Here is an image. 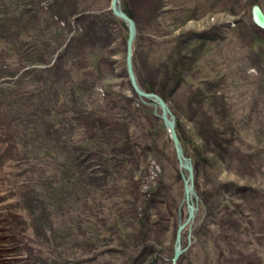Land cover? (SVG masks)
<instances>
[{
  "label": "rangeland",
  "instance_id": "obj_1",
  "mask_svg": "<svg viewBox=\"0 0 264 264\" xmlns=\"http://www.w3.org/2000/svg\"><path fill=\"white\" fill-rule=\"evenodd\" d=\"M6 1H13L14 5L12 2L9 5ZM67 1L0 0V62L4 61L3 56L6 55H8L5 59L6 63L15 60L17 62L12 64L11 68L7 65L0 72V110L4 106L5 108L8 107L6 103L12 102V98L8 96V92H14L13 90L19 87L18 80L23 75L24 69L30 70L34 68V71L38 72L45 79V72L50 69L48 67L49 64L45 63V61L47 62L45 55L52 54L54 58L59 55L58 51L60 47L57 44L61 43V41L58 38L59 36L56 35V31L61 26H64L66 29L70 26V35H73L76 29H80L81 26L84 27V23L85 25L89 24V26L92 24V20L86 22L85 15L98 14L100 12L103 15L107 6L108 8L111 6V0H71L72 3H76L75 8L72 13H65L61 8L69 6ZM120 1L123 7L124 3H126L134 13L137 21L134 17L133 19L137 23L139 33H145L147 36L150 35L149 39L143 37V51L141 49L137 50V55L135 56L134 53L139 35L137 34L133 47V62H138V69L141 62L142 71L148 73V70H150L149 77H152L154 81H156V78L160 79V84L164 82L165 86L167 84L173 85V83L163 78L164 75L159 73V69H154L160 65H154L153 55L171 44L170 42L160 43V41L170 39L172 38L171 36L184 32L187 34H184V38H180V41L183 42V40H187L191 32L203 36V33L206 34L210 27H214V29H210L209 33H207L208 36L206 38H214L217 40L216 43L209 41L208 45L205 43L194 45L196 49L199 48L198 46H201L197 50L200 55V60L198 61L200 65H194L196 69L195 73L199 74L200 66H202L204 73H208L210 77L217 75L218 72L224 75L229 86L225 91L222 90L221 94H224L230 100V104H228V107L232 109L230 113L233 110L235 111L233 117L237 124L233 123V125L237 127V140L254 145L255 148H258L259 145L264 148V62L256 54L255 45L257 43L252 42L253 36H256V34L260 35L258 38L264 42V28L259 27L253 21L251 13V7L255 2L259 3L264 10V0L250 3L249 1L246 2V0ZM155 6H160L161 13L164 11L169 12V15L162 14L159 19V23L163 22V26L159 25L157 20L153 21V9ZM84 8L91 9V13ZM112 25L115 33H112L106 39V42H110V46L107 49V53L101 57L100 64L96 65L98 60L96 61V58L93 56L86 57V62L95 63L87 71L90 77L96 81V84L88 87L87 94L83 96L82 100L85 101L87 106L93 105L96 107L100 115V109L106 105L107 91L119 97L113 103L110 112H119V115L124 117L127 123L131 122L130 128L128 127L127 129L126 126L123 133L127 135L129 132H132L134 135L132 141H136V137L138 139V147H135L134 150L130 145L128 149V151L133 152V162L131 161V164L130 162L128 163V169L133 170V179L127 183H123L122 173H120V176L115 174L109 175L108 173V175L104 174V177L107 184L114 189L113 193L115 194L119 192L123 194L124 188L128 187L126 191L128 201L125 203L127 208L125 207L121 210L123 215H125V219L119 221L127 220L129 229L131 231L135 229L132 231L134 235L135 232H140L141 239L151 240L152 246L158 251L156 257H158L159 261L155 264H171L178 224L180 219L186 218L188 214L186 211L187 205L184 200L183 170L179 165L176 151L166 126L158 116L161 113L160 108L155 107L153 104L142 102L130 85L126 69L128 30L125 29L119 20H114ZM193 43L194 39L191 41V44ZM141 52H143V55H139ZM172 56L175 57V55ZM69 58L70 56L64 57V67H66V62ZM22 59V64H19ZM170 65H172V62L165 65L163 73L170 74L171 77L172 71ZM184 65L187 68L191 67L186 61ZM144 66L148 69H144ZM40 78L38 82L40 85H43L44 83H42ZM65 83L62 79V85ZM162 87L164 88V86ZM181 88H184V86ZM166 89L165 91L169 92L168 88ZM47 91L49 90H45V92ZM4 93L7 94L4 95ZM176 95L178 96L177 93H172L171 95L170 102L173 105H175L174 98H177ZM171 103L170 107L173 113L175 116L178 114V119L181 120L186 130L190 127L186 112L182 111L181 116L179 113L176 114ZM145 105L147 108L144 107ZM134 107H141L138 112V121L137 116L134 117L132 115ZM120 108H122L123 113L120 111ZM222 115L220 114V116ZM96 116L95 112L90 113V117L98 120ZM88 117L89 115H84L80 110L69 121L63 119L62 133L64 130H67L68 126L75 128L74 132L77 136L78 133L80 134L85 130L84 127L94 133L100 132L99 130L102 128L108 129L109 126H103L98 122H88ZM237 119L242 120L237 121ZM105 121L110 125L112 119H106ZM160 122L164 125H161ZM123 124V122L120 123L122 127ZM149 124L151 128L153 127L151 131L149 130ZM49 128L51 132L47 133L49 138L47 137L46 139L47 143H52L54 129L53 127ZM114 128H111V130ZM126 130L128 133H126ZM176 131L178 132L177 117ZM60 135L61 133L58 132V139ZM80 138L82 139V137ZM67 143L65 144L68 145ZM24 156L21 159H18L20 157L15 159L8 156L3 162V165L6 167L4 178L0 180V228L3 229L6 238L9 239L4 240L8 245H6L5 252L3 251L0 254V256L4 257L3 259L0 258V264H24L25 262V264H30V261L32 264H39L35 259H32L35 256V251L37 253L43 251L48 245L42 238L36 239L38 234L37 232L34 233L33 225L40 228L41 233V225L48 218L49 221L53 222L52 229H47L49 240L52 243L51 247L52 249H61L65 256L59 260L71 261L74 257H77L81 261L79 264H94L91 261L92 258L100 254L101 250L106 248L105 246H109L108 244L102 245L100 240L98 241L99 236H95L94 233H99V235L101 233L107 234V231L99 232L101 231L100 228H103L106 224L117 222L120 215L119 206L107 203V208L105 205L101 207L93 205L95 207L91 208L89 204L87 205L84 202L85 200L76 199L69 195L67 197L66 193L60 194L61 179L51 185V187H57L56 190L50 189L44 179L42 177L37 178L33 171L47 168L52 156L46 157V167H43L41 164L34 165L33 161L30 164V158L26 159ZM209 156L211 158L212 155L209 154ZM95 160H97L96 156L91 157L88 160V164L96 166ZM21 164L24 167H21ZM218 165H221V163L214 161L216 175L219 174L220 176L218 180L226 178L224 180L235 179L245 181L247 180L245 177H249L253 181L257 180L264 183V175L255 173L248 167L244 169L236 164H224L220 167ZM243 169L250 172H244ZM48 170L54 177L63 174L61 167H58V171L56 170L55 163H52ZM67 174L65 173V175ZM184 174L187 175L185 169ZM240 176L243 178H240ZM200 178L205 183L201 175ZM194 179L195 189L199 196L198 202H196L197 212L195 219L183 231L182 247L186 246L188 238L192 243L179 258V264H197V260L191 251L194 244L200 240L199 233L203 237L202 231L205 229L202 228L207 223L206 199L208 200L211 194L206 188L202 187L200 181L196 182V172ZM132 181L135 182V185L131 183ZM37 182L39 184L44 183L43 189L37 186ZM122 185L123 188H121ZM27 186H30V198L44 193L49 202L46 209H39L40 213L39 215L37 213V216L40 218L38 220L32 221V213L29 212L30 224L27 223L29 222V214L27 215L26 212V208H30L25 204L27 199L24 198L21 192V189ZM138 193L141 196L140 200L131 197V195L137 196ZM96 198L99 199L97 196ZM119 198L122 199L120 196ZM89 200L91 201L92 199L90 198ZM217 202L218 199H216V204ZM243 207L245 206L243 205ZM248 211L250 210L247 209L246 212ZM251 213L253 212L251 211ZM139 215L146 220L145 223H143L144 221L142 223L140 220L138 221ZM149 223L151 224L148 225ZM95 228L100 230L98 231ZM197 228L199 232L194 233ZM52 230L56 233L55 237L52 236ZM256 231L258 230L256 229ZM256 231L255 233L259 237ZM189 233L191 236L188 237ZM114 235L112 238L118 239L116 237L117 233ZM13 237L16 241L13 240ZM94 239L103 247L99 248L95 245ZM108 240L112 241V239ZM248 240L249 238L245 239V241ZM254 241L255 243L252 242V245L257 250V254L256 256L251 255L250 259L255 264H264V257L258 253L259 251L264 255V241L262 238H256ZM11 243L17 245L13 246ZM195 247L198 248L201 245H195ZM197 253H199L197 259L200 260L201 256L205 255V248L202 246ZM169 256H171L170 263L167 262ZM261 257L263 258L261 259Z\"/></svg>",
  "mask_w": 264,
  "mask_h": 264
},
{
  "label": "trees",
  "instance_id": "obj_2",
  "mask_svg": "<svg viewBox=\"0 0 264 264\" xmlns=\"http://www.w3.org/2000/svg\"><path fill=\"white\" fill-rule=\"evenodd\" d=\"M72 1L68 0L69 6L61 8L65 13H72L75 8L76 3L73 2L75 3L73 5ZM247 1L250 3L257 0ZM11 2L13 3V1ZM11 2L6 1L9 5L12 4ZM84 9L91 13V9ZM124 9L136 19L126 3H124ZM153 10V21L157 20L158 24L163 26V22L160 24L159 19L162 14L169 15V12L164 11L161 13L160 6H155ZM101 13L85 15L86 22L92 20V24L89 26V24L85 25L84 23V27L81 26L80 29H76L73 35H70V26L67 29L61 26L56 31V35L59 36L58 38L61 41L57 44L60 47L59 55L55 58L52 54L45 55L47 57L45 63H48V67H50L49 71L45 72V79L38 72H35L34 68L24 69L23 75L18 80L19 87L13 90L14 92H8L12 102L9 104L5 102L8 107L5 108L4 106L0 110V180L4 178L6 166L3 165V162L8 156L15 159L20 157L18 159H21L25 155L26 159L30 158V164L33 161L34 165L41 164L43 167H46V157L52 156L47 168L33 171L37 178L42 177L44 179L50 189L56 190L57 187H51V185L61 179L60 194L66 193L67 197L69 195L76 199L85 200L84 202L87 205L89 204L91 208L103 205L107 208V203L119 206L120 215L117 222L106 224L103 228H100L101 231L95 228L99 232L107 231V234L94 233V235L99 236L98 241L100 240L102 245L108 244L109 246H105L106 248L102 249L100 254L95 255L91 261L94 264H155L159 261L156 257L158 251L152 246L151 240L141 239L140 232H135L134 235L132 231L135 229L132 231L129 229L127 220L119 221L125 219V215L121 210L127 208L125 203L128 201L126 196L128 187L124 188L123 194L120 192L115 194L113 193L114 189L107 184L104 177V174L108 175V173L109 175L119 176L122 173L123 183L133 179V170L128 169V163L133 162V152L128 151V149L131 145L135 150V147H138V139L136 137V141H132L134 137L132 132L127 135L123 133L126 126L127 129L130 128L131 122L127 123L124 117L119 115V112H110L113 103L119 97L112 95L109 91H107L108 95L105 100L106 105L100 109V115L96 107L93 105H89V107L82 100L83 96L87 94L88 87L96 84V81L90 77L87 71L95 63L86 62V57L93 56L96 61L98 60L96 65L100 64L101 57L107 53L110 46V42H106V39L112 33H115L112 25L114 20H119L127 29L126 24L116 17L108 6L103 15ZM210 29H214V27H210L207 33ZM140 31L142 30L140 29ZM207 33L199 36L198 33L191 32L190 37L188 36L187 40L182 42L180 38H184V34L187 33L181 32L171 36L170 39L160 41V43L170 42L171 45L164 46L165 49L153 55L154 65H160L154 69H159V73L164 75L163 78L172 81L173 85L167 84L165 86L164 82L160 84V79L158 80L156 77V81H154L152 77H149L150 70H148V73L142 71L141 62L139 69L137 68L138 62L134 63L135 70L141 86L146 90L159 93L169 105L172 93H177V98H174L175 105L171 103L175 109L174 111H176V114L179 113L180 116L182 111L186 112L190 123V127L185 130L181 120L178 119V114L176 115L177 129L185 153L193 159L197 177L196 182L200 181L202 187L206 188L211 194L209 199H206L207 223L202 228L205 229L202 231L203 237L199 233L200 240L194 244L191 251L197 260V264H255L250 259L251 255L256 256L257 254L252 242L255 243L254 239L256 240V238H262L264 241V226H261L264 225V183L257 180L253 181L249 177H245L247 178L245 181L235 180L234 178H232L234 180H224L226 178L218 180L220 176L219 174L216 175L214 161H219L221 165L236 164L244 169L248 167L255 173L264 175V148L261 145L255 148L254 145L237 140V127L233 125V123H236L233 117L235 111L233 110L230 113L232 111L228 107L230 100L224 94H221L222 90L225 91L229 86L224 75L218 72L217 75L210 77L208 73H204L202 66H200V73H195L194 65H197L200 60L197 50L201 46L196 49L194 45H202L203 43L208 45L209 41L214 43L217 41L214 38H206ZM137 34L139 35L135 56L137 50L141 49L143 51V37L149 39L150 36L139 33V30ZM258 36L260 35L253 36L252 42L257 43L255 45L256 54L264 62V42ZM192 39H194L193 44H191ZM139 55H143V52ZM172 55H175V57ZM65 56H70L66 62V67L63 65ZM7 57L8 55L3 56L4 61L0 62V72L7 65L11 68L12 64L17 63L16 60L6 63L5 59ZM166 61L169 62L165 63ZM185 61L191 67H185ZM22 62L23 59L19 64H22ZM170 62H172V65H170L171 77L170 74L163 73L165 65L170 64ZM144 69L148 68L144 66ZM162 69L163 71H161ZM39 78L44 83L43 85L39 84ZM62 79L67 85L66 83L62 85ZM183 86L184 88H181ZM166 88L169 92L165 91ZM47 89L49 91L45 92ZM180 90L182 91L179 93ZM6 94L4 93V95ZM144 107L147 108L146 105ZM140 108L134 107L132 112L134 117L137 116V121L139 120L138 112ZM80 110L84 115H89L88 122H98L103 126H109L108 129L102 128L99 130L100 132L94 133L84 127L85 130L80 134L78 133L77 136L74 132L75 128L68 126L67 130L62 133V120L69 121ZM120 111L123 113L122 108H120ZM94 112L98 120L90 117V113ZM220 114L223 115L220 116ZM106 119H112L110 125L107 124ZM121 122L124 123L123 127L120 125ZM160 124L164 125L162 122ZM49 127L54 129L52 143H47L46 139L48 137L47 133L51 132ZM149 127L151 131L153 127L151 128L150 124ZM111 128L114 129L111 130ZM58 132L61 133L59 139L57 138ZM126 133H128L127 130ZM209 154L212 155L211 158ZM94 156L97 159L94 161L97 164L96 166L88 164V160ZM20 162L22 161L20 160ZM52 163H55L57 171L58 167H61L64 175L54 177L48 170ZM21 167H24V165L21 164ZM244 169V172H250ZM65 173L68 174L65 175ZM200 175L205 183L201 181ZM131 183L135 185V182L132 181ZM37 186L43 189L44 183L39 184L37 182ZM121 188H123V185ZM21 192L24 198L27 199L25 204L30 208L25 207L27 215L29 214V222L27 223L30 224L29 212L32 213V221H36L40 218L37 213L39 215L41 209H46L49 202L44 193L30 198V186L21 189ZM131 197L139 200L141 198L139 193L137 196L131 195ZM216 199H218L217 204ZM247 209L250 211L246 212ZM21 215L23 216V214ZM139 216L141 218L138 217V221L140 220L141 223L144 221L143 223H145L146 220L141 215ZM52 224L53 222L49 221V218L45 220L41 225V233L40 228L33 225L34 233L37 232L38 234L36 239L42 238L48 247L38 253L35 251V256L32 259H35L39 264H79L81 261L77 257H74L71 261L59 260L65 256L61 249H52L51 247L52 243L49 240L47 229H52ZM255 231L258 232L259 237ZM195 232H199L198 228ZM51 233L53 237L56 236L54 230ZM113 233H117L116 237L119 240L112 238ZM247 238L249 240L245 241ZM5 239L9 238H6L3 229L0 228V254L3 251L5 252L6 245H8L4 241ZM108 239H112V241ZM13 240L16 241L14 237ZM95 240L94 244L102 248L103 246H100ZM204 241L206 242L204 243ZM11 245L17 244L11 243ZM195 245H201L205 248V255H202L200 260L197 259L199 255L197 252L201 247L197 248ZM33 249L35 248L33 247ZM258 253L264 257L261 252L258 251ZM171 256L168 257L167 262L169 263L171 262ZM0 258L3 259L4 257L0 256ZM30 264H32L31 261Z\"/></svg>",
  "mask_w": 264,
  "mask_h": 264
},
{
  "label": "water",
  "instance_id": "obj_3",
  "mask_svg": "<svg viewBox=\"0 0 264 264\" xmlns=\"http://www.w3.org/2000/svg\"><path fill=\"white\" fill-rule=\"evenodd\" d=\"M110 8L115 16H117L123 22H125L127 29H128V38L126 41V52H128V54H133L134 41L136 39L137 31H138L137 23L133 19V17L129 15L123 9L120 0H111ZM251 13H252V18L254 22L261 28H264V12L262 10V7L258 3H254L251 8ZM126 69H127V73L129 76L130 85L132 89L136 92L138 97L142 100V102L153 104L155 107L160 108L161 113H159L158 116L165 124L166 129L170 135V138L173 142V145L176 151V156L179 161L180 167L184 168L187 172V175H186L187 177H185L184 183L187 184V182L190 181L192 185V183H194V168H193L192 158L185 153L180 136L178 132L176 131V116L173 113L170 105L167 103V101H164L162 99V96L159 93L155 91L145 90L139 85L137 81V74L135 72L134 65L132 64V58L126 59ZM186 188H187L186 195H189V192L191 191V186L186 187ZM186 204H187L186 211L188 214H187V218L185 219V221H183V223H180L178 225L175 246H174V253L172 257V264H178L177 261L179 260L180 255L185 251V249L191 243L190 239L188 238V242L186 246L182 247V243L180 241V233L183 227L187 223L192 221V218L195 215V210L197 209L194 203H189L188 201H186ZM189 236H191L190 233L188 237Z\"/></svg>",
  "mask_w": 264,
  "mask_h": 264
},
{
  "label": "bare ground",
  "instance_id": "obj_4",
  "mask_svg": "<svg viewBox=\"0 0 264 264\" xmlns=\"http://www.w3.org/2000/svg\"><path fill=\"white\" fill-rule=\"evenodd\" d=\"M257 3V2H256ZM259 4V3H258ZM121 5H122V3H121ZM260 5V4H259ZM261 6V5H260ZM123 7V6H122ZM252 8V7H251ZM123 9H124V7H123ZM125 10V9H124ZM262 10H263V8H262ZM126 11V10H125ZM127 12V11H126ZM263 12H264V10H263ZM128 13V12H127ZM129 14V13H128ZM130 15V14H129ZM253 19V18H252ZM254 21V20H253ZM260 27V26H259ZM127 58H132V64L134 65V62H133V54H128V52L126 53V59ZM137 81H138V83H139V85L141 86V84H140V82H139V80H138V78H137ZM142 87V86H141ZM143 88V87H142ZM144 89V88H143ZM146 90V89H145ZM149 91V90H148ZM162 99L164 100V101H166L163 97H162ZM183 156V155H182ZM187 157V156H186ZM191 157V156H190ZM192 158V157H191ZM179 162V161H178ZM192 162H193V159H192ZM193 168H194V164H193ZM183 171H182V173L184 174V168H181ZM182 174V180H183V185H184V195H185V197H184V200H185V202L186 201H188L189 203H194L195 205H196V207H197V204H196V202H198V198H199V196H198V194H197V191H196V189H195V182L194 183H192V185H191V182L190 181H188L187 182V184L186 183H184V179H185V177H187L185 174L183 175ZM194 176H195V172H194ZM195 180V179H194ZM191 186V191L189 192V195H186L187 193V188L186 187H190ZM187 205V204H186ZM196 212H197V209L195 210V215H194V217L192 218V221L195 219V217H196ZM187 218V217H186ZM186 218H184V219H181L180 220V222H179V224L180 223H183V221H185V219ZM192 221H190L189 223H187L184 227H183V229H182V231H181V233H180V241H181V243H182V235H183V231H184V229H185V227L187 226V225H189ZM178 224V225H179ZM177 229H178V227H177ZM191 230V229H190ZM176 233H177V230H176ZM175 240H176V236H175ZM190 242L192 243V241L190 240ZM191 243H190V245H191ZM190 245H188V247L190 246ZM175 246V245H174ZM187 247V248H188ZM186 248V249H187ZM185 249V250H186ZM183 254V253H182ZM181 254V255H182ZM181 255H180V257H181ZM177 263L179 264V260L177 261ZM172 264V263H171Z\"/></svg>",
  "mask_w": 264,
  "mask_h": 264
}]
</instances>
